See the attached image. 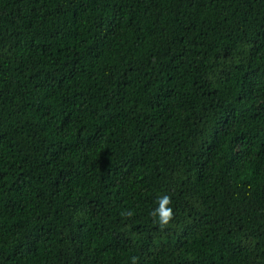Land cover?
Wrapping results in <instances>:
<instances>
[{"label":"trees","instance_id":"16d2710c","mask_svg":"<svg viewBox=\"0 0 264 264\" xmlns=\"http://www.w3.org/2000/svg\"><path fill=\"white\" fill-rule=\"evenodd\" d=\"M0 264H264V0H0Z\"/></svg>","mask_w":264,"mask_h":264},{"label":"clouds","instance_id":"9594fccd","mask_svg":"<svg viewBox=\"0 0 264 264\" xmlns=\"http://www.w3.org/2000/svg\"><path fill=\"white\" fill-rule=\"evenodd\" d=\"M159 206L153 210L152 215L158 217V221L161 225H165L173 216V209L170 206V197L164 195L159 197Z\"/></svg>","mask_w":264,"mask_h":264}]
</instances>
